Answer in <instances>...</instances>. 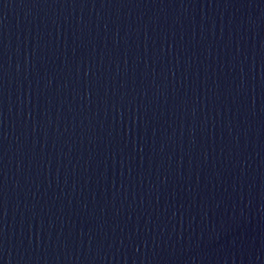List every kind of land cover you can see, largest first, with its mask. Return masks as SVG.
I'll return each mask as SVG.
<instances>
[{"label": "water", "instance_id": "1", "mask_svg": "<svg viewBox=\"0 0 264 264\" xmlns=\"http://www.w3.org/2000/svg\"><path fill=\"white\" fill-rule=\"evenodd\" d=\"M0 264H264V0H0Z\"/></svg>", "mask_w": 264, "mask_h": 264}]
</instances>
